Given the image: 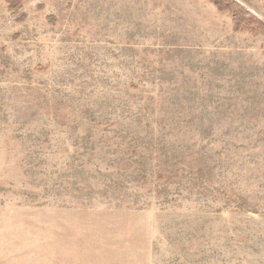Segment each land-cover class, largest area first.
<instances>
[{
	"label": "rangeland",
	"instance_id": "obj_1",
	"mask_svg": "<svg viewBox=\"0 0 264 264\" xmlns=\"http://www.w3.org/2000/svg\"><path fill=\"white\" fill-rule=\"evenodd\" d=\"M262 30L209 0H0V264H264Z\"/></svg>",
	"mask_w": 264,
	"mask_h": 264
},
{
	"label": "trees",
	"instance_id": "obj_2",
	"mask_svg": "<svg viewBox=\"0 0 264 264\" xmlns=\"http://www.w3.org/2000/svg\"><path fill=\"white\" fill-rule=\"evenodd\" d=\"M212 2L219 11H229L233 16V23L236 30L241 32H249L253 35L257 34L262 28L259 27V23L256 19L246 12L238 4L231 0H209ZM264 32V29L262 30Z\"/></svg>",
	"mask_w": 264,
	"mask_h": 264
}]
</instances>
